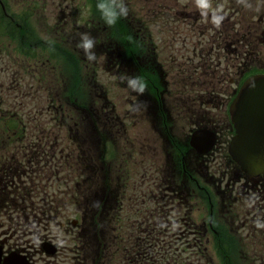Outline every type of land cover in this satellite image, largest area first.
I'll return each mask as SVG.
<instances>
[{
  "label": "rangeland",
  "instance_id": "rangeland-1",
  "mask_svg": "<svg viewBox=\"0 0 264 264\" xmlns=\"http://www.w3.org/2000/svg\"><path fill=\"white\" fill-rule=\"evenodd\" d=\"M0 2L2 3H0V139H5L3 130L6 120L14 117L11 113L20 109L22 115L18 116V119L23 121L24 126L29 130L32 129L35 139L42 136L41 132L48 133L52 135L51 140L54 137L59 138L61 146L58 148L67 147V151L63 154L68 155L69 160L73 161L72 156L82 157L83 189L87 192V189L92 187L91 179L88 177L90 171L87 168L89 166L92 168L95 158H90V154L93 153L88 152L90 150L86 148V142L82 144V140L78 139L77 130L88 124L96 128L94 122L101 121L112 111L111 121L115 122L114 124L122 123L126 128H121L120 134L123 138H120L116 145V154L118 153L116 163L126 171L129 185L125 188L127 191L125 201L116 211L115 217L118 223L129 220V224L113 233L105 224L104 212L98 211L100 224L98 233L96 232L95 244L91 249L93 256L84 259V264H124L123 249H127L130 255V248L144 237L136 226V223L142 220L135 222L129 217L124 218L125 213L131 209H148L159 203L162 204L163 201L161 203L160 200L168 195L164 184L170 181L176 186L175 174L180 172L181 158L172 155L167 139L162 135L161 122L156 117V107L153 103H149L147 96L140 98L137 91L129 87L128 81L135 79V75L126 77L122 74V78L125 79L119 81L117 68L113 64L111 66L110 59L105 58L107 47L104 37L105 34L109 35L113 26L107 23L106 17H99L103 13L99 12L98 16H95L88 0H0ZM120 2L121 0H117V3ZM122 2L127 7L128 13L127 16L117 17L118 33L131 36L127 30L131 26L140 31L138 37L141 42H137V47L142 53L146 51L156 53L157 47L154 46L162 44L156 55L164 65L163 77L166 80V90L163 100L164 107L169 111L171 133L174 137L185 140L191 135V130L202 118L203 110L210 112L212 120H217L220 115L226 117L224 113L217 111L213 101L210 107H203L209 98L188 97L193 93L202 95L198 87L204 83H194L189 80L190 68L187 67V61L190 53L186 50H182V54L185 55V58L181 59L182 67L174 63V51L182 47L179 43L172 46L176 38V35L172 34L176 31L174 24L176 2L174 0H122ZM97 11L101 10L98 8ZM175 20L185 22L180 17ZM13 23L17 24L15 30L8 33L5 27L12 28ZM184 27L181 25L179 29L181 34L177 35H183L186 31ZM85 34L94 40V48L91 50L95 54L94 63H89L85 57L74 64L71 59L76 54L80 58L82 53L85 54L84 50L78 47ZM188 35L189 33L184 36ZM22 45L25 46L26 51L33 52L25 53ZM67 50H73V54L69 56ZM201 67L203 70L208 69L203 63ZM70 87L71 89L74 87L76 91L72 96L71 91L68 90ZM100 94L106 97L105 103ZM51 100L57 106L56 110L51 108ZM5 114L6 118H4ZM49 128L53 130L52 134ZM33 141L37 144L35 140ZM46 150L48 152V149ZM173 158L179 159V162H176L178 169H175ZM207 161L208 163L204 161L201 166L198 160L194 159L190 160V163L184 159L183 163L192 169V175L199 179L204 187L208 181L214 180L219 187L224 186L226 180L218 176L222 171L227 172L222 153L215 150ZM47 175L50 176V173ZM74 178V173L68 174L69 180ZM96 186L98 190L93 195L99 199L101 207L102 198H107V193L105 192L106 195L103 196L105 190L102 188V183ZM101 189L103 191H100ZM145 194L146 198L154 196L155 205L150 200L141 201ZM87 195L88 197L83 199L84 203L90 193ZM195 197L197 202L193 200V204L204 209L205 202L202 198ZM66 198L67 201L64 203L68 204L67 218L73 220L78 216V213H75L74 193L68 194ZM216 214L218 223L222 222L218 212ZM219 224L222 228L225 227L224 223ZM49 226L42 225L37 227V230H42L41 235L48 236L51 233L60 236V240L65 241L70 257V252L75 248L74 237L78 233L77 229L64 233L57 232L56 226L52 224L51 227ZM173 230L176 232V228ZM221 236L223 241L227 242L226 231L222 230ZM207 237H213L211 230ZM85 238H88L87 234ZM189 238L193 242L195 236L191 234ZM161 240L165 242L167 249L170 250L171 247L176 249L177 243L174 238L164 235ZM184 247L185 245L180 244V250L183 252L178 255L185 260L191 255ZM233 247L231 258L209 257V263L205 259H202V263L245 264L246 260L239 256L237 247ZM189 262L198 264L192 257L189 258Z\"/></svg>",
  "mask_w": 264,
  "mask_h": 264
},
{
  "label": "flooded vegetation",
  "instance_id": "flooded-vegetation-1",
  "mask_svg": "<svg viewBox=\"0 0 264 264\" xmlns=\"http://www.w3.org/2000/svg\"><path fill=\"white\" fill-rule=\"evenodd\" d=\"M174 1L176 31L172 34L174 33L176 38L172 46L176 43L182 45L174 51V63L182 67L181 59L185 58L182 50H186L190 53L187 61V67L190 68L189 80L194 83H204L198 87L202 95L193 93L188 97L209 98L203 107H210L213 101L217 111L227 115L229 105L244 82L246 73L252 70L264 73V0H246V3L251 5L250 8L240 0H211L212 9H222L220 14L225 16L219 28L211 23V11L207 18L202 16L195 0ZM179 17L185 22L175 20ZM181 25L185 26L186 31L183 35H177L181 34L179 31ZM127 30L131 34L127 38L129 42L132 38L141 42L138 37L140 31L133 26ZM188 33L189 35L185 37L184 35ZM160 44L154 46L157 47L156 53ZM139 50L140 54L136 59H131L130 66L137 64L153 66L160 68L163 74L164 65L157 59L156 53L146 51V54L142 53L140 48ZM202 63L208 68L207 70L202 69ZM112 64L117 68L118 77H123L122 74L124 76L131 74V67L121 64L118 56L112 55ZM55 107L51 104V108L56 110ZM156 109L163 110L164 107H156ZM203 111L202 118L198 120L200 124L197 122V126L202 125L217 133V145L214 150L222 153L227 170L226 173L220 172L218 176L225 179L226 184L219 187L215 180L208 181L204 189L199 185L202 193H195V189L190 188L191 194L202 198L205 202L203 210L196 204L193 207L192 203L193 208L190 212L194 210L195 215L198 216L203 214L202 218L199 217V221L204 228V236L208 235L209 230L219 236L222 230H228L227 232L233 235L232 240L237 241H231V244L237 247L239 256L246 260L245 264H264V227L257 226L264 225V173L260 176H250L237 167L230 168L228 163L232 161L228 158L224 146L230 138L232 127L223 115L217 120H212L210 112ZM22 127V130L28 131V138H21L18 134V138L0 140V264H77L81 251L72 250L69 257L65 241L60 240V236L52 235L50 231L48 236L41 235L42 230H37V227L42 225L51 227L52 224L56 226L57 232L68 233L72 229H77V238L83 236V225L78 229L76 226L80 222H69L59 211L66 208L64 201H66L68 170L76 176L83 175L82 157L72 156L73 161H71L68 155L63 154L67 151V147L58 148L61 146L59 138L54 137L51 140L52 135L41 132L42 136L35 139L32 129ZM50 130L52 134L53 130ZM97 131L88 124L77 130V137L84 144L91 133L95 136ZM161 132L163 135L162 128ZM33 140L37 142L36 151ZM177 141L174 140L176 144ZM170 147L189 163L192 159L198 160L199 166L207 157L193 150L188 152L187 143L179 147L183 154L177 150L174 143H170ZM191 170L182 163L183 176L195 182L196 178ZM49 173L50 176L47 175ZM94 189L93 187L91 191L93 192ZM120 193L121 184L116 186L113 180L108 194L109 210H116V201L120 199L117 196ZM91 206L94 210H99L100 203L97 201L95 204L91 203ZM217 212L222 221L219 223H224L223 228L218 223ZM193 232L196 233L195 228ZM47 243L56 245L57 251L48 254L45 249ZM233 252L231 250L228 256ZM206 254L210 256V250L207 249Z\"/></svg>",
  "mask_w": 264,
  "mask_h": 264
},
{
  "label": "water",
  "instance_id": "water-1",
  "mask_svg": "<svg viewBox=\"0 0 264 264\" xmlns=\"http://www.w3.org/2000/svg\"><path fill=\"white\" fill-rule=\"evenodd\" d=\"M242 89L231 108L238 133L230 144V153L244 171L259 173L264 170V76L247 81ZM251 135L260 137L246 147ZM214 143L215 134L208 130H198L192 137V145L203 152L209 151ZM203 145L206 147L201 150Z\"/></svg>",
  "mask_w": 264,
  "mask_h": 264
},
{
  "label": "clouds",
  "instance_id": "clouds-1",
  "mask_svg": "<svg viewBox=\"0 0 264 264\" xmlns=\"http://www.w3.org/2000/svg\"><path fill=\"white\" fill-rule=\"evenodd\" d=\"M240 2L244 3L246 7H251L250 4L246 3V0H240ZM195 4L201 11L202 16L205 18L208 17L209 11H211V23L217 28L221 26L223 20L225 19V16L220 14L222 9H212L211 0H195ZM98 7L103 12L109 25L114 24L118 16H127L128 13V9L123 4L122 0L120 3H117V0H108L106 3L99 4ZM117 9H119V11H117ZM78 47L84 50L88 60L95 59V54L91 52V50L94 48V40L89 38L88 35L85 34L82 36L81 43L78 45ZM128 84L129 87H131L134 91H139L140 93H143L146 88V84L139 81V78L129 79ZM252 87H255L254 83L252 84ZM257 226L264 227V225L260 224Z\"/></svg>",
  "mask_w": 264,
  "mask_h": 264
},
{
  "label": "trees",
  "instance_id": "trees-1",
  "mask_svg": "<svg viewBox=\"0 0 264 264\" xmlns=\"http://www.w3.org/2000/svg\"><path fill=\"white\" fill-rule=\"evenodd\" d=\"M171 139H173L172 137H170Z\"/></svg>",
  "mask_w": 264,
  "mask_h": 264
}]
</instances>
